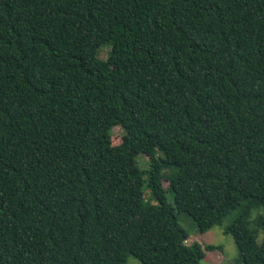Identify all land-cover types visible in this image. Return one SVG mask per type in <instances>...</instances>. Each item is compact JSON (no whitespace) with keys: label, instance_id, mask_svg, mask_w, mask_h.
Here are the masks:
<instances>
[{"label":"trees","instance_id":"trees-1","mask_svg":"<svg viewBox=\"0 0 264 264\" xmlns=\"http://www.w3.org/2000/svg\"><path fill=\"white\" fill-rule=\"evenodd\" d=\"M180 214L264 264V0H0V264L222 250Z\"/></svg>","mask_w":264,"mask_h":264},{"label":"rangeland","instance_id":"rangeland-1","mask_svg":"<svg viewBox=\"0 0 264 264\" xmlns=\"http://www.w3.org/2000/svg\"><path fill=\"white\" fill-rule=\"evenodd\" d=\"M109 46L102 45L98 49V57L100 59H106L108 56ZM112 143L118 144L121 142V136L123 130L120 126L116 125L112 128ZM137 162L142 169H147L149 166V159L144 154L137 155ZM173 170H165L164 173L167 174V178L169 174L172 173ZM163 187L166 191V197L168 202L173 203V192L167 188L168 181L167 179H163ZM145 197L150 195L149 191L145 189L144 191ZM260 212V209H254L252 211L251 217H255ZM238 215L237 210H233L228 215L223 218V225L229 224L232 222L234 218ZM178 222L181 226H183L188 232V239L186 243L197 242L200 244H215L222 247L221 251H207L205 253V257L202 260V264H235V259L238 257V250L233 241V239L224 234L223 226L215 225L212 228L208 229L205 232H200L198 228L193 224L192 219L186 214H180L178 216ZM261 240V235L258 236V241ZM125 264H142L139 260H137L133 256H128Z\"/></svg>","mask_w":264,"mask_h":264}]
</instances>
